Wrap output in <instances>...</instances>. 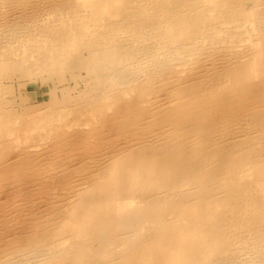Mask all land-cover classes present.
<instances>
[{
	"label": "bare ground",
	"instance_id": "1",
	"mask_svg": "<svg viewBox=\"0 0 264 264\" xmlns=\"http://www.w3.org/2000/svg\"><path fill=\"white\" fill-rule=\"evenodd\" d=\"M62 1L0 0V264H264V0ZM35 66L91 82L45 150Z\"/></svg>",
	"mask_w": 264,
	"mask_h": 264
},
{
	"label": "rangeland",
	"instance_id": "2",
	"mask_svg": "<svg viewBox=\"0 0 264 264\" xmlns=\"http://www.w3.org/2000/svg\"><path fill=\"white\" fill-rule=\"evenodd\" d=\"M5 1L6 0H1V3H4ZM9 1L11 2L9 3L5 2L2 5L5 6V8H7V6L8 7L10 6L9 7L10 10H16L17 11L16 14L21 13V15H24L25 19L26 16L29 18L30 15L33 14L32 13L33 11L34 13L37 14L41 12H42L41 14L51 12L52 10H54V8L59 7L58 5L59 3L63 2L62 0L60 1L49 0L44 2L40 0H9ZM35 1L36 3H34ZM46 6H50L48 9L51 10H48ZM22 7L28 9L24 11L25 9L21 10L23 9ZM23 12L24 13L28 12V14L27 15H25L26 13L22 14ZM10 21L13 22V20H7L6 24H10L9 23ZM192 72L193 71H191L190 74H188L189 73L188 71H184L183 75L185 76L187 75L186 76L187 78H191L193 77V75L191 76ZM87 78L88 75L85 70L77 71V78H73V75L70 72H67L65 76H63V74H61L60 71L58 72L55 70L49 71L45 69L43 71L41 69H37L36 66L31 70L20 69L18 72L13 74L12 78L7 79L4 82V86L7 90L6 97L9 101V111L13 113V115H28L31 113L32 115L34 116L37 115V117H41V118L38 119V121L35 124L38 126V129L36 128L30 129V131L28 132V136L26 134L27 138L24 135L21 136L20 129L23 127V124H18L19 125L18 126L15 123L14 127L18 126L16 128V132L19 134L11 133L7 135V141L9 140L11 141V139L17 137L20 139V141L22 140V144H24L25 146L32 145V143L33 144L36 143L38 144L37 146L38 148L36 147L37 150H42V149L45 150L47 149V147H49V144L51 143L49 141H51V138H53L54 127L55 128L61 126L78 127L76 120H82V121L84 120V117L81 116L82 107L81 104L79 103V100L81 97L84 96L85 92L88 90L91 84L89 78L88 79ZM261 81L262 78L258 80V82ZM63 110H69V111H67L68 113L66 114H59ZM46 128H48L49 131L53 129L51 130V132L47 131L48 132L47 135L50 136H46V133H44L43 131L41 134V130H46ZM8 151L10 150L8 149ZM12 153L15 152L12 151L11 154ZM0 160H2L0 161L2 165H4L3 160L4 161L7 160V157L3 156L2 159ZM13 182L14 180H12V183Z\"/></svg>",
	"mask_w": 264,
	"mask_h": 264
}]
</instances>
